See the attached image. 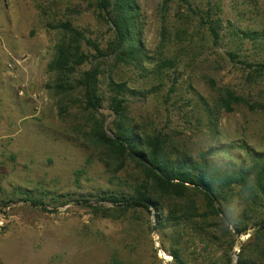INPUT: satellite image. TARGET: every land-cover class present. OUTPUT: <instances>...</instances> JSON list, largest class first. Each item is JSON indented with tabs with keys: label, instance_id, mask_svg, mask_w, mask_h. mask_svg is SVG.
Returning a JSON list of instances; mask_svg holds the SVG:
<instances>
[{
	"label": "rangeland",
	"instance_id": "obj_1",
	"mask_svg": "<svg viewBox=\"0 0 264 264\" xmlns=\"http://www.w3.org/2000/svg\"><path fill=\"white\" fill-rule=\"evenodd\" d=\"M134 1L141 51L119 63L97 0H0V264H176L173 254L183 264H237L244 248L248 262L264 264V238L252 236L264 214L255 208L248 231L233 236L218 218L195 232L182 221L158 224L153 211L99 201L129 196L141 171L90 143L78 90L58 93L49 65L62 24L101 50L84 45L90 57L78 73L98 69L103 106L95 116L105 125L113 118L109 84L124 83L134 91L126 97L131 122L165 139L172 160L213 147L230 148L211 156L222 165L244 162L236 147L264 153V75L256 72L264 64V0ZM183 205L204 208L202 197Z\"/></svg>",
	"mask_w": 264,
	"mask_h": 264
},
{
	"label": "trees",
	"instance_id": "obj_2",
	"mask_svg": "<svg viewBox=\"0 0 264 264\" xmlns=\"http://www.w3.org/2000/svg\"><path fill=\"white\" fill-rule=\"evenodd\" d=\"M96 6L109 18L113 31L111 52L114 59L119 63L124 60L136 61L141 48L135 38L137 31L133 17L138 11L135 1L97 0ZM59 27L63 38L56 44L54 58L49 65L59 77L58 93L72 96L73 91L78 90L80 103L90 115L92 128L87 135L90 143L103 148L107 158L122 165L132 161L141 171L142 179L129 196L103 195L99 201L124 211H153L158 224L161 220L174 221L175 224L182 221L195 232L203 231V226L209 228L210 222L218 218L225 229L232 226L235 231L233 236L245 234L248 231L246 218L252 208L264 214V153L247 146L236 147L244 151V162L229 160L222 165L211 156L227 153L230 148L222 151L213 147L195 160L187 156L172 160L166 153L165 139L140 133L131 122L127 114L126 97L132 96L134 91L129 90L124 83L111 81L109 84V109L113 118L105 125V120H98L95 116L103 106L99 94L98 69L91 67L88 71L78 73V68L90 57L84 45L92 47L98 54H101V50L70 24ZM212 34L215 39L219 38L217 32L212 31ZM256 72L264 75V64L259 65ZM226 99L224 103L234 102L230 94ZM188 196L194 199L202 197L204 208L183 205V200ZM25 201L34 207L44 208V204L39 201ZM163 211H166V217H161ZM254 226L258 229L252 236L261 240L264 238V219L259 218ZM244 253L245 248L237 264H259L248 262ZM173 256L176 264H183Z\"/></svg>",
	"mask_w": 264,
	"mask_h": 264
},
{
	"label": "bare ground",
	"instance_id": "obj_3",
	"mask_svg": "<svg viewBox=\"0 0 264 264\" xmlns=\"http://www.w3.org/2000/svg\"><path fill=\"white\" fill-rule=\"evenodd\" d=\"M160 255L165 259V260H169V257L167 255H165L164 253L160 252Z\"/></svg>",
	"mask_w": 264,
	"mask_h": 264
},
{
	"label": "built area",
	"instance_id": "obj_4",
	"mask_svg": "<svg viewBox=\"0 0 264 264\" xmlns=\"http://www.w3.org/2000/svg\"><path fill=\"white\" fill-rule=\"evenodd\" d=\"M3 225V219L0 217V227Z\"/></svg>",
	"mask_w": 264,
	"mask_h": 264
},
{
	"label": "water",
	"instance_id": "obj_5",
	"mask_svg": "<svg viewBox=\"0 0 264 264\" xmlns=\"http://www.w3.org/2000/svg\"><path fill=\"white\" fill-rule=\"evenodd\" d=\"M251 232V231H250ZM236 255H233V260L235 261Z\"/></svg>",
	"mask_w": 264,
	"mask_h": 264
}]
</instances>
